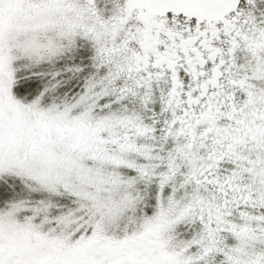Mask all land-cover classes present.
Wrapping results in <instances>:
<instances>
[{"label": "snow or ice", "instance_id": "1", "mask_svg": "<svg viewBox=\"0 0 264 264\" xmlns=\"http://www.w3.org/2000/svg\"><path fill=\"white\" fill-rule=\"evenodd\" d=\"M0 264H264V0H0Z\"/></svg>", "mask_w": 264, "mask_h": 264}]
</instances>
